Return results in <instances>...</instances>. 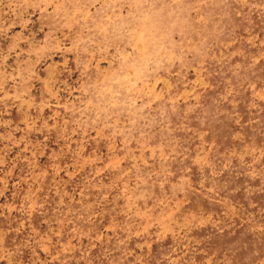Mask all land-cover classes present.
Instances as JSON below:
<instances>
[{"label":"rangeland","instance_id":"1","mask_svg":"<svg viewBox=\"0 0 264 264\" xmlns=\"http://www.w3.org/2000/svg\"><path fill=\"white\" fill-rule=\"evenodd\" d=\"M0 264H264V0H0Z\"/></svg>","mask_w":264,"mask_h":264}]
</instances>
